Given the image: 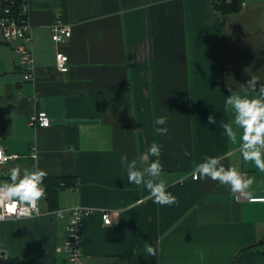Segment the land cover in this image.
<instances>
[{
    "label": "crops",
    "instance_id": "1",
    "mask_svg": "<svg viewBox=\"0 0 264 264\" xmlns=\"http://www.w3.org/2000/svg\"><path fill=\"white\" fill-rule=\"evenodd\" d=\"M241 2L238 12L223 13L216 0H28L35 61L29 80L19 43L0 36V148L19 155L0 164V184L10 182L14 166L38 167L46 177L72 181L57 209L110 211L112 224L100 211L84 219V264H264V203L191 179L205 157L238 147L222 127L232 119L229 89L252 98L258 92L241 84L251 76L264 83V0ZM58 19L73 31L58 45L70 58L67 72L56 66ZM40 111L49 127L30 125ZM159 116L168 117L166 125H154ZM153 142L161 145V179L178 204H156L145 199L146 188L128 182L122 156L143 170L140 158ZM223 164L254 177L250 191L264 196V173L239 152ZM40 205L38 216L0 224V256L67 264L68 216H57L46 199Z\"/></svg>",
    "mask_w": 264,
    "mask_h": 264
},
{
    "label": "clouds",
    "instance_id": "2",
    "mask_svg": "<svg viewBox=\"0 0 264 264\" xmlns=\"http://www.w3.org/2000/svg\"><path fill=\"white\" fill-rule=\"evenodd\" d=\"M258 81L256 76H251L246 84H241L242 88L258 92L257 96L242 97L229 89L230 95L225 100V108L231 111L232 119L224 123L222 127L230 144L238 145V147L225 155L205 157L203 162L195 165L191 176L193 180L210 179L218 182L222 186H227L233 195L239 194L252 203H264V196H257L250 191L252 185L256 183L255 178L248 177L236 167H225L223 161L227 156L239 152L245 162L253 163L259 172L264 173V83L258 86ZM167 120V116H159L153 123L163 126L166 125ZM216 122L214 115L208 116L209 124H216ZM47 124L48 121L45 120L42 126H47ZM168 131L167 127L155 128L158 135H167ZM184 155L190 156L191 153L185 149ZM149 156L157 157V159L148 163ZM160 156L161 145L153 142L140 158L146 165L143 170L137 167L136 159L129 162L127 156H122L121 163L125 165L128 182L138 187L143 186L148 190L149 195L145 199H153L154 203L161 206L178 204L177 198L167 191L168 185L161 179L163 168L158 159ZM8 159L9 157L0 151V163H5ZM33 159H36L35 155ZM47 175L45 170L38 167L34 170L27 167L22 168L19 165L10 168L8 172L10 182L0 184V221L7 219L11 214L30 215L31 210L36 209L37 203L46 198L43 181ZM183 179H188V177L185 176ZM132 206L134 205H130ZM105 223L111 224L107 216H105ZM145 251L150 257L157 255V249L152 245L146 244ZM200 258L204 259L203 253Z\"/></svg>",
    "mask_w": 264,
    "mask_h": 264
},
{
    "label": "built area",
    "instance_id": "3",
    "mask_svg": "<svg viewBox=\"0 0 264 264\" xmlns=\"http://www.w3.org/2000/svg\"><path fill=\"white\" fill-rule=\"evenodd\" d=\"M72 35V28L60 19H58L52 26V39L56 44V66L61 72L69 71L70 58L64 51L58 48V45L66 41L68 38H71ZM0 36L4 42L19 43L16 51L20 54V65L23 69L24 78L27 80L32 78L35 61L33 50L30 46L32 36L30 25L28 23V0H23L21 2H18L17 0H0ZM65 57L67 59H65ZM65 68L67 71H63ZM45 120L48 121V124L47 126H42ZM30 125L49 127L51 125V119L47 111H40L31 115ZM0 151H2L6 157H9L6 162L19 157L17 154L7 153L3 148H0ZM34 155L37 157V154L35 153L32 157ZM40 201L37 203L36 209L31 210L30 215L18 216L16 214H11L7 219L27 218L42 214ZM139 201H144V199H140ZM98 211L101 212L104 223L105 216L111 221V224L113 223L112 213L104 209H94L92 207L78 205L72 208L55 210L57 216L61 218L68 216L69 219L67 238L63 245V250L66 252L68 258L67 264H84L82 251L84 219ZM3 221H0V224ZM261 251L264 252V245L261 247Z\"/></svg>",
    "mask_w": 264,
    "mask_h": 264
},
{
    "label": "trees",
    "instance_id": "4",
    "mask_svg": "<svg viewBox=\"0 0 264 264\" xmlns=\"http://www.w3.org/2000/svg\"><path fill=\"white\" fill-rule=\"evenodd\" d=\"M21 2L23 0H17ZM218 8L223 13L238 12L242 8L241 0H216ZM72 181L66 177H46L43 186L46 189V200L50 209L59 208V194L61 190L71 187ZM0 264H21L18 259L0 256ZM27 264V263H26Z\"/></svg>",
    "mask_w": 264,
    "mask_h": 264
}]
</instances>
